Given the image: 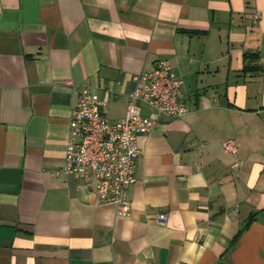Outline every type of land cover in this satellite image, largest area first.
I'll use <instances>...</instances> for the list:
<instances>
[{"label": "crops", "instance_id": "crops-1", "mask_svg": "<svg viewBox=\"0 0 264 264\" xmlns=\"http://www.w3.org/2000/svg\"><path fill=\"white\" fill-rule=\"evenodd\" d=\"M160 60L189 112L138 136L118 217L64 169L67 83L121 121ZM0 264H264V0H0Z\"/></svg>", "mask_w": 264, "mask_h": 264}, {"label": "built area", "instance_id": "built-area-1", "mask_svg": "<svg viewBox=\"0 0 264 264\" xmlns=\"http://www.w3.org/2000/svg\"><path fill=\"white\" fill-rule=\"evenodd\" d=\"M259 18L257 13L255 19ZM134 80L121 121L108 116L109 92L101 97L89 85L67 83L77 90L78 100L70 118L64 169L91 184L98 203L113 205L118 217L131 212L129 189L136 182L137 160L143 154L138 136L155 127L162 115L182 118L189 112L184 82L168 60H160L153 71L140 73ZM223 147L235 151L232 141Z\"/></svg>", "mask_w": 264, "mask_h": 264}, {"label": "trees", "instance_id": "trees-1", "mask_svg": "<svg viewBox=\"0 0 264 264\" xmlns=\"http://www.w3.org/2000/svg\"><path fill=\"white\" fill-rule=\"evenodd\" d=\"M259 57H260L259 53H245L244 58H245L246 63H245V66L243 68V73H246V74L247 73H256V72L260 71L261 67L259 65L253 64V61L258 60ZM255 215L256 214L254 213L248 218L247 223H246L244 228H246L248 225H250L252 220L255 219ZM244 228L239 230L235 239L243 232Z\"/></svg>", "mask_w": 264, "mask_h": 264}, {"label": "rangeland", "instance_id": "rangeland-1", "mask_svg": "<svg viewBox=\"0 0 264 264\" xmlns=\"http://www.w3.org/2000/svg\"><path fill=\"white\" fill-rule=\"evenodd\" d=\"M117 111V107L116 106H110V115H113V112Z\"/></svg>", "mask_w": 264, "mask_h": 264}]
</instances>
